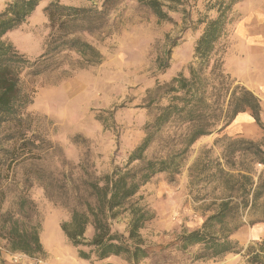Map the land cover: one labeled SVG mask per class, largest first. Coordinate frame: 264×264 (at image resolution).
Segmentation results:
<instances>
[{
  "label": "rangeland",
  "instance_id": "374dc122",
  "mask_svg": "<svg viewBox=\"0 0 264 264\" xmlns=\"http://www.w3.org/2000/svg\"><path fill=\"white\" fill-rule=\"evenodd\" d=\"M7 1L0 0V11ZM49 1H39L21 24L3 36L30 59L43 52L48 33L44 7ZM59 1L100 6L103 0ZM160 1L167 19H159L138 0L117 1L105 26L81 34L96 52L62 51L56 56L54 67L37 76L24 77V87L32 93L27 111L37 116L40 130L58 146L45 157L46 169L101 176L110 172L113 164L123 166L143 138L146 123L168 101L166 96L147 104V91L157 83L170 81L179 72L187 75L194 44L205 23L219 14L221 0ZM223 16V33L212 58L223 59L226 72L236 83L249 87L242 77L233 76L232 66L237 64L248 71L245 77L255 80L254 88L248 89L260 100L262 126L246 110L247 117L233 123L234 118L227 126L198 137L178 157L180 169L172 178L165 172L155 173L139 187L129 202L144 211L137 233L141 246L148 250L147 256L136 262L114 255L102 260L79 258L77 249L88 248L73 246L60 228V223L70 218L69 209L55 205L45 196L42 186L34 182L29 194L38 208L39 237L45 253L40 258L10 253L0 242V264H264L261 207L244 209L224 224L208 228L218 234L230 231L232 250L198 257L203 246L184 247L178 242L181 234L200 228L222 198L237 196L233 186L240 181L238 170L260 171L263 167L253 164L244 151L229 155L224 144L235 138L264 142V0H232ZM180 129L177 123L164 125L143 155H166L177 143ZM55 199L67 201L64 196ZM262 199L264 193L258 203ZM127 206L120 208L111 222L112 230L124 235L128 233L130 218ZM92 233V228L87 227L85 237L91 238ZM8 254L10 258H6Z\"/></svg>",
  "mask_w": 264,
  "mask_h": 264
},
{
  "label": "trees",
  "instance_id": "16d2710c",
  "mask_svg": "<svg viewBox=\"0 0 264 264\" xmlns=\"http://www.w3.org/2000/svg\"><path fill=\"white\" fill-rule=\"evenodd\" d=\"M41 0H8L0 11V242L10 253H23L40 258L45 250L40 241V219L35 201L29 191L34 182L44 189L45 196L55 205L68 208L70 218L60 228L77 249L79 258L102 260L111 255L123 256L136 262L146 257L148 250L141 246L137 233L144 219L142 207L129 202L139 187L152 175L165 172L172 178L179 172L178 157L202 135L230 124L238 113L249 110L257 124L260 119V100L244 85L236 83L224 67L223 59H213L215 46L223 33V13L232 0L219 3V14L208 20L193 47L188 73H177L170 81L157 83L147 92V104L168 97L157 108L151 122L144 127V136L127 157L123 166L113 164L110 172L101 176L90 173L75 175L72 170L58 172L44 166L48 153L58 150L40 130L37 116L28 112L32 93L24 87V77H34L54 67L56 56L75 49L81 54L96 52L82 33L102 28L108 21L113 5L119 0H103L100 6H77L51 0L44 7L48 22L43 52L34 59L19 52L4 34L21 24ZM159 19L168 16L160 0H138ZM175 38L172 45H176ZM167 67L168 62L165 64ZM167 123L181 125L177 143L162 157L146 158L143 153L155 134ZM177 144V145H176ZM175 146V147H173ZM228 154L244 151L253 164L262 165L260 171L238 170L237 196L222 198L216 210L206 217L198 229L183 233L178 242L184 247L201 245L198 257H212L234 248L230 231L209 232L214 224L237 216L244 209L262 208L264 220V142L244 138L228 139L224 144ZM62 161H60L61 163ZM62 164V163H61ZM62 177H59V176ZM50 190V191H49ZM54 192V193H51ZM64 196L66 202H57ZM128 205L130 218L128 233L112 230L111 222L119 209ZM93 230L85 237L87 227ZM209 250V252H208Z\"/></svg>",
  "mask_w": 264,
  "mask_h": 264
},
{
  "label": "crops",
  "instance_id": "0c3cea01",
  "mask_svg": "<svg viewBox=\"0 0 264 264\" xmlns=\"http://www.w3.org/2000/svg\"><path fill=\"white\" fill-rule=\"evenodd\" d=\"M245 42H247L246 40H245ZM246 46V45H245ZM238 62V61H237ZM239 62H243V61H239ZM248 61H245L244 62V64L245 65H247L248 63H247ZM229 64V63H228ZM230 65V64H229ZM231 66V65H230ZM238 66H240V65H236L235 66V68H234V66H232V70H231V72H232V74H233V76H235V77H237V78H240V77H242V79L244 80V82L246 83V84H248L249 85V87L248 88H254V85H252L253 83H254V79H250V76L248 75V77H245V74H249L248 73V71H243V70H241ZM246 67V66H245ZM245 112H240V113H238L237 114V116L235 117V120H234V122L233 123H235V121H237V120H239L241 117L243 118H245V117H247V115H245L244 114ZM232 123V124H233ZM231 126V125H230ZM229 126V127H230ZM228 127V128H229ZM11 256L8 254V255H6V258H10Z\"/></svg>",
  "mask_w": 264,
  "mask_h": 264
}]
</instances>
